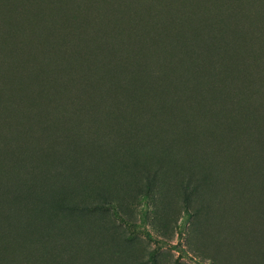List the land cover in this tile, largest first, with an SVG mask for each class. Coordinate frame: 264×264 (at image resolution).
Here are the masks:
<instances>
[{"label": "rangeland", "instance_id": "obj_1", "mask_svg": "<svg viewBox=\"0 0 264 264\" xmlns=\"http://www.w3.org/2000/svg\"><path fill=\"white\" fill-rule=\"evenodd\" d=\"M70 1L0 0V264H264V0Z\"/></svg>", "mask_w": 264, "mask_h": 264}, {"label": "trees", "instance_id": "obj_2", "mask_svg": "<svg viewBox=\"0 0 264 264\" xmlns=\"http://www.w3.org/2000/svg\"><path fill=\"white\" fill-rule=\"evenodd\" d=\"M155 1V3H157V2H163L164 0H154ZM61 2H62V5H63V8L64 7H66L68 4H70V2H72V1H70V0H61ZM120 3H122L123 4V1H121ZM120 3H118V0H117V5L118 6H120ZM139 3V0H131V3L129 4L128 3V5H126V7H130V5L132 6V9L134 8L133 6H135V7H138L137 6V4ZM82 4H85V3H83L82 2ZM207 4H208V6L210 7V8H213L214 10H215V7H216V0H210V1H208L207 2ZM152 6L156 9L157 8V4H152ZM84 8H85V6H84ZM118 8V7H117ZM129 9H131V8H129ZM103 10H104V8L102 9H98L97 11H95V16L94 17H96L97 19H99L100 18V15H102V13H103ZM61 11V13H64V9L62 10H60ZM120 11V10H119ZM164 11V9H161L160 8V12L159 13H157V15L156 16H158V14H161L162 12ZM142 19V18H141ZM168 21H169V23H173V26H175V28H180L181 29V31H183V30H185V26H186V24H187V18L186 17H184L183 15H179L174 9H172L171 7H169V10H168ZM140 22V18H138L136 21H135V23H139ZM203 27V26H202ZM128 42H130V38L127 40ZM62 61H61V59H60V61H57V64L59 65L60 63H61ZM112 66L113 65H111L110 63H104V64H102V65H100L99 67H107V69L109 68L110 70L112 69ZM98 67V68H99ZM67 68H68V66H67ZM0 212L2 213V208H0ZM4 214H2V219L1 220H4V216H3ZM29 218V216L24 212V213H21V212H19L18 214H17V216H16V218H15V220H14V222H13V224H14V226H23V225H25V221H26V218ZM0 220V221H1ZM1 223V222H0ZM11 226H9V233H10V236H15V234L16 235H18L20 232H16V231H12L11 230V228H10ZM24 227V226H23ZM5 229H6V227H5ZM23 231V229L21 230V232ZM3 238H5V232H4V235H3V230H2V232H0V252L3 250Z\"/></svg>", "mask_w": 264, "mask_h": 264}]
</instances>
